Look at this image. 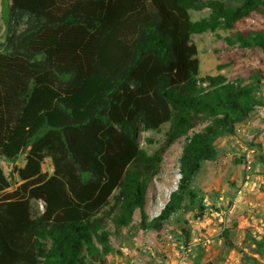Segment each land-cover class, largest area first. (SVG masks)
Returning <instances> with one entry per match:
<instances>
[{
	"label": "trees",
	"instance_id": "obj_1",
	"mask_svg": "<svg viewBox=\"0 0 264 264\" xmlns=\"http://www.w3.org/2000/svg\"><path fill=\"white\" fill-rule=\"evenodd\" d=\"M9 1L0 45V156L23 155L24 162L8 173L0 166V264H108L120 252L112 236L129 230L136 212L137 229L157 232L180 210L197 207L202 215L192 179L216 158L223 138L237 136L255 108H264V67L247 80L200 77L191 36L225 29L229 45L264 53V24L236 28L253 14L264 23V0ZM202 9L208 14L191 19V10ZM164 124L162 143L148 153L138 129ZM175 143L177 187L149 217V182ZM257 159L264 167V152ZM232 235L223 229L218 237L227 250L263 264ZM177 237L189 246L187 228ZM246 237L264 260V236L246 230ZM205 253L198 244L196 264H223V255Z\"/></svg>",
	"mask_w": 264,
	"mask_h": 264
},
{
	"label": "rangeland",
	"instance_id": "obj_2",
	"mask_svg": "<svg viewBox=\"0 0 264 264\" xmlns=\"http://www.w3.org/2000/svg\"><path fill=\"white\" fill-rule=\"evenodd\" d=\"M9 0H0V45L7 33ZM208 9L191 10V19L196 20L207 15ZM263 18L253 14L239 21L237 29H254L263 25ZM230 31L219 29L191 36L197 47L199 76L222 74L233 79H248L256 68L264 67V53L258 48H246L229 45L224 37ZM222 65L218 70L216 65ZM264 96V86L262 87ZM164 124L159 131L138 129L140 146L152 154L163 141ZM198 125L195 129L201 128ZM260 144L262 149L256 146ZM181 144H173L164 154L160 173L149 182L147 206L149 217H154L167 200L170 191L177 187L179 176V156ZM264 152V108L256 107L250 119L239 125L238 135L225 137L217 144V156L205 161L201 170L193 177L191 185L202 197L205 207L199 215L197 207L180 210L173 214L160 231L139 230L135 227L139 213L134 214V225L120 234H114L111 243L120 251L110 256L108 264H196L194 255L198 244L205 247V259H214L223 255V264H253L247 261L237 249H228L219 235L223 229L234 232L232 241L236 247L253 255L261 263L264 260L247 247L250 239L246 230L264 236V167L257 157ZM237 159V161H235ZM247 161L252 166L246 169ZM24 156L9 160L0 156V166L8 173L13 164L22 165ZM44 171L52 172L47 159ZM39 209L43 202L35 201ZM156 205V207H155ZM113 230V226L109 224ZM187 228L191 233L188 247L180 242L177 232Z\"/></svg>",
	"mask_w": 264,
	"mask_h": 264
},
{
	"label": "built area",
	"instance_id": "obj_3",
	"mask_svg": "<svg viewBox=\"0 0 264 264\" xmlns=\"http://www.w3.org/2000/svg\"><path fill=\"white\" fill-rule=\"evenodd\" d=\"M251 166H252L251 162L247 161V163H246V169L249 170L251 168ZM179 176H180V173H179Z\"/></svg>",
	"mask_w": 264,
	"mask_h": 264
},
{
	"label": "bare ground",
	"instance_id": "obj_4",
	"mask_svg": "<svg viewBox=\"0 0 264 264\" xmlns=\"http://www.w3.org/2000/svg\"><path fill=\"white\" fill-rule=\"evenodd\" d=\"M165 201H162V202H159V203H161V204H163Z\"/></svg>",
	"mask_w": 264,
	"mask_h": 264
}]
</instances>
